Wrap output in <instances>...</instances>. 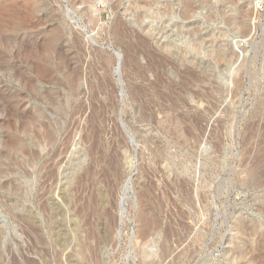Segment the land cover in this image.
Masks as SVG:
<instances>
[{
  "label": "rangeland",
  "instance_id": "rangeland-1",
  "mask_svg": "<svg viewBox=\"0 0 264 264\" xmlns=\"http://www.w3.org/2000/svg\"><path fill=\"white\" fill-rule=\"evenodd\" d=\"M262 235L252 0H0V264H257Z\"/></svg>",
  "mask_w": 264,
  "mask_h": 264
},
{
  "label": "bare ground",
  "instance_id": "bare-ground-1",
  "mask_svg": "<svg viewBox=\"0 0 264 264\" xmlns=\"http://www.w3.org/2000/svg\"><path fill=\"white\" fill-rule=\"evenodd\" d=\"M189 6H191V5H189ZM186 7H188V5L186 6ZM192 8V7H191ZM190 8V9H191ZM188 9V8H187ZM192 11V10H191ZM184 12V11H183ZM188 12H189V10H188ZM188 12H186L185 11V13H188ZM242 229V228H241ZM242 230H244V228L242 229ZM262 237H264V235H262ZM261 239V238H260ZM259 239V240H260ZM262 239H264V238H262ZM260 240L261 242H263V240ZM158 241V240H157ZM136 243V242H135ZM143 243V242H142ZM157 244V242L156 241H154V240H148L145 244H144V246H143V250L140 252V255H138V258H139V263L140 264H157L156 262H155V260H154V255H155V253H154V246ZM157 246V245H156ZM158 247V246H157ZM135 248V247H134ZM238 248V247H237ZM241 248H239V249H237V250H239L240 252H244L245 253V251H244V249L243 250H240ZM248 251V250H247ZM135 252V251H134ZM249 252V251H248ZM243 253V254H244ZM237 254V253H236ZM239 254V253H238ZM250 254V253H249ZM260 254V253H259ZM246 255V254H245ZM244 255V256H245ZM241 256H242V254H241ZM244 256H243V258H244ZM253 256V255H252ZM258 256L259 255H257L256 253H255V256H253V258L251 259V260H249V263H251L252 262V260L255 262L256 261V263H257V259H258ZM260 257V262H262V260H261V255L259 256ZM248 259H250V258H248ZM248 259H246L247 261H248ZM246 261V262H247ZM259 261V260H258ZM260 262H258L257 264H264L263 262L262 263H260ZM246 264H248V262L246 263ZM254 264V263H253Z\"/></svg>",
  "mask_w": 264,
  "mask_h": 264
},
{
  "label": "built area",
  "instance_id": "built-area-1",
  "mask_svg": "<svg viewBox=\"0 0 264 264\" xmlns=\"http://www.w3.org/2000/svg\"><path fill=\"white\" fill-rule=\"evenodd\" d=\"M256 11H264V0H252Z\"/></svg>",
  "mask_w": 264,
  "mask_h": 264
}]
</instances>
